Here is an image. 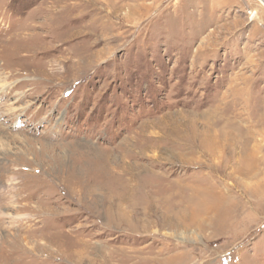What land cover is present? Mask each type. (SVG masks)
Returning a JSON list of instances; mask_svg holds the SVG:
<instances>
[{
    "label": "rangeland",
    "instance_id": "1",
    "mask_svg": "<svg viewBox=\"0 0 264 264\" xmlns=\"http://www.w3.org/2000/svg\"><path fill=\"white\" fill-rule=\"evenodd\" d=\"M257 146L263 1L0 0V264H264Z\"/></svg>",
    "mask_w": 264,
    "mask_h": 264
},
{
    "label": "bare ground",
    "instance_id": "2",
    "mask_svg": "<svg viewBox=\"0 0 264 264\" xmlns=\"http://www.w3.org/2000/svg\"><path fill=\"white\" fill-rule=\"evenodd\" d=\"M250 14L256 15V12H254V13H251V12H250ZM26 41H27V40H26ZM34 52H35V51H34ZM55 72H56V71H55ZM18 73H19V72H18ZM15 74H16V73H15ZM31 74H32V73H31ZM36 76H37V75L35 74V77H36ZM38 76H39V75H38ZM38 76H37V77H38ZM28 77H29V76H28ZM25 78H26V77H25ZM44 81H45V80H44ZM27 82H28V81H27ZM15 86H16V85H15ZM239 136H240V135H239ZM236 138H237V137H236ZM133 144H134V143H133ZM254 146H255V145H254ZM263 148H264V146H257V150H259V151H260V150H264ZM120 155H121V154H120ZM251 157H252V156H251ZM260 157H261V156H260ZM260 157H259V158H260ZM159 167H161V166H159ZM160 207H161V206H160Z\"/></svg>",
    "mask_w": 264,
    "mask_h": 264
},
{
    "label": "water",
    "instance_id": "3",
    "mask_svg": "<svg viewBox=\"0 0 264 264\" xmlns=\"http://www.w3.org/2000/svg\"><path fill=\"white\" fill-rule=\"evenodd\" d=\"M261 1H263V2H264V0H261Z\"/></svg>",
    "mask_w": 264,
    "mask_h": 264
}]
</instances>
